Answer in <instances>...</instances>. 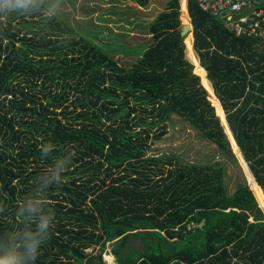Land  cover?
<instances>
[{
	"label": "trees",
	"instance_id": "obj_1",
	"mask_svg": "<svg viewBox=\"0 0 264 264\" xmlns=\"http://www.w3.org/2000/svg\"><path fill=\"white\" fill-rule=\"evenodd\" d=\"M72 31L34 3L0 11V254L31 234L42 247L24 264H264V206L245 177L231 194L221 163L147 154L178 117L237 166L238 146L264 195V40L195 0L183 13L167 0L132 68Z\"/></svg>",
	"mask_w": 264,
	"mask_h": 264
},
{
	"label": "rangeland",
	"instance_id": "obj_2",
	"mask_svg": "<svg viewBox=\"0 0 264 264\" xmlns=\"http://www.w3.org/2000/svg\"><path fill=\"white\" fill-rule=\"evenodd\" d=\"M181 1L183 13L186 10L185 0H180V3ZM166 2L167 0H150L147 8H140L133 2L123 0H33L34 4L44 9L47 16L69 26L76 37L95 42L126 68H132L151 42L148 26L163 10ZM208 96L210 95H207V99L211 97ZM220 122L222 124L221 120ZM161 125L166 126V134L150 145L148 156L172 158L184 165L221 163L226 169L225 185L231 194L243 182V177L247 178L236 153L238 166L221 157L212 143L201 139L180 118L173 116ZM130 243L136 250L142 247V242L138 239L131 238ZM103 258L110 264L113 261L108 254Z\"/></svg>",
	"mask_w": 264,
	"mask_h": 264
},
{
	"label": "built area",
	"instance_id": "obj_3",
	"mask_svg": "<svg viewBox=\"0 0 264 264\" xmlns=\"http://www.w3.org/2000/svg\"><path fill=\"white\" fill-rule=\"evenodd\" d=\"M195 1L202 11L222 20L235 34L254 35L264 39V0Z\"/></svg>",
	"mask_w": 264,
	"mask_h": 264
},
{
	"label": "clouds",
	"instance_id": "obj_4",
	"mask_svg": "<svg viewBox=\"0 0 264 264\" xmlns=\"http://www.w3.org/2000/svg\"><path fill=\"white\" fill-rule=\"evenodd\" d=\"M33 3V0H0V11L8 13H19L26 11L29 4ZM49 149H44L46 154ZM35 209L32 205H29L27 211L33 212ZM49 227V217L42 216L38 224V234L47 233ZM17 247H22L23 251L18 252L16 248L3 249L0 254V264H24L26 257H30L35 260L38 253V249L42 247L40 239L33 237L31 234L26 236V239Z\"/></svg>",
	"mask_w": 264,
	"mask_h": 264
},
{
	"label": "bare ground",
	"instance_id": "obj_5",
	"mask_svg": "<svg viewBox=\"0 0 264 264\" xmlns=\"http://www.w3.org/2000/svg\"><path fill=\"white\" fill-rule=\"evenodd\" d=\"M182 32H183V37L187 38L188 34L191 33V25H190V23H188V24H184V25L182 26ZM195 72H196V74H198V75H199V73H200V71H199L198 69H196V68H195ZM201 73L204 74L203 70H201ZM210 102H211V104H213L216 108H217V107H220V108H221L219 102L215 99L214 96H213V98L210 97ZM233 146H234V145H233ZM233 148H234V151H235V153H236V156L239 158V161H240V160L242 159V158H241L242 156H241V153H240V151H239V147L236 146V147H233ZM241 151H242V150H241ZM243 159H244V158H243ZM240 163H241V162H240ZM242 167L244 168V166H242ZM244 171L247 172V173H249V171H247L246 168H244ZM248 182H249V181H248ZM249 184H250V188H251V190L253 191V193H255V194L260 193V194H261L260 196L258 195V201H259V203H260L262 206H264V205H263V204H264V195H263V192L261 191V189L259 188V186L257 185V183L254 181L253 183H252V182H249Z\"/></svg>",
	"mask_w": 264,
	"mask_h": 264
},
{
	"label": "water",
	"instance_id": "obj_6",
	"mask_svg": "<svg viewBox=\"0 0 264 264\" xmlns=\"http://www.w3.org/2000/svg\"><path fill=\"white\" fill-rule=\"evenodd\" d=\"M181 36H183V32L181 31ZM195 74V73H194ZM208 100V99H207ZM217 100V99H216ZM208 102H210V100H208ZM212 105V104H211ZM213 107V106H212ZM229 140V139H228ZM240 151V150H239ZM233 153L235 154V152L233 151ZM245 162V161H244ZM246 164V163H245ZM246 166H247V164H246ZM243 168V167H242ZM243 170H244V168H243ZM247 171H249V173L251 174V172H250V170H248V166H247ZM245 172V171H244ZM245 174H247V172H245ZM252 175V174H251ZM253 177V176H252ZM254 179V178H253ZM246 181H247V184H248V186L250 187V184H249V182H248V180H247V178H246ZM254 181H255V179H254ZM256 182V181H255ZM251 189V188H250ZM261 207V206H260ZM261 209L263 210V212H264V208L263 207H261ZM111 245V244H110Z\"/></svg>",
	"mask_w": 264,
	"mask_h": 264
},
{
	"label": "crops",
	"instance_id": "obj_7",
	"mask_svg": "<svg viewBox=\"0 0 264 264\" xmlns=\"http://www.w3.org/2000/svg\"><path fill=\"white\" fill-rule=\"evenodd\" d=\"M181 5H182V1L180 3V9H181ZM185 6H186V12H187V0H185ZM187 16H188V13H187ZM189 18V16H188ZM220 20V19H219ZM222 21V20H221ZM223 22V21H222ZM189 23H190V19H189ZM224 23V22H223ZM191 25V23H190ZM181 29V28H180ZM231 30V29H230ZM181 32V31H180ZM191 37H192V26H191ZM261 38V37H260ZM263 39V38H262ZM264 40V39H263ZM205 75V74H204Z\"/></svg>",
	"mask_w": 264,
	"mask_h": 264
}]
</instances>
